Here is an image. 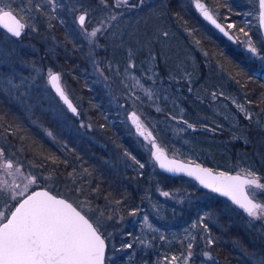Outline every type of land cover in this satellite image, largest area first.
<instances>
[{"label": "trees", "instance_id": "trees-1", "mask_svg": "<svg viewBox=\"0 0 264 264\" xmlns=\"http://www.w3.org/2000/svg\"><path fill=\"white\" fill-rule=\"evenodd\" d=\"M81 1L91 18L95 17V22L100 23L102 7L98 0ZM203 1L208 7L218 8L220 14L217 17L226 25H236L231 28L236 43L207 23L191 0H144L142 5L139 0H131L137 7L117 9L122 15L116 25L110 26L105 37L99 38L102 45L97 55L107 69L109 64L113 68L118 56L133 51L135 55H130L132 63L141 66L139 74L144 72L143 82L150 84L152 81L145 72L149 66L146 62L142 65L141 59H145L149 51L155 54L153 70L158 76L154 78H162L165 83H161V95L142 108L146 114L165 124L166 133L160 125L156 135L165 144L166 151L215 170L241 172L242 169H252L264 176V80L249 78V70L255 71L259 64L253 62L248 49L240 47V38L246 37L240 28L251 36L258 50L264 47L260 27L246 25L242 20L243 14L253 6L252 1ZM111 3L109 0V5ZM80 10L83 9L79 7ZM189 27L195 32H189ZM60 36L65 38L63 48H58L55 53L41 49L43 57L25 58L64 73L73 92L78 91L90 105L89 113L95 128L103 130L114 141L117 150L129 154L132 164L124 171L109 167L103 159L106 152L83 138L77 127L66 126L62 119L53 115L38 90L30 91L33 108L27 112L4 93L0 84V125L22 148L34 168L51 176L52 180L49 179L47 184L51 191L77 202L78 197L90 196L86 191L95 189L94 196L97 197L94 202L119 201L123 215L134 218L115 232L108 244L106 264H184L182 255L189 250L188 244H193L192 249L196 247L193 225L199 220L208 226V236L214 241L207 249L214 259L203 257L204 249L197 247L201 255L197 254L188 264H259L264 258V236L244 214L234 211L237 205L200 186L193 187V195L197 198L190 205L157 196V184L168 191L175 190L180 187L178 180L187 177L152 170L150 158L137 139L119 120L112 121L113 114L106 115L110 108L105 105L103 92L84 77L89 69L90 49L77 37ZM192 37L197 40L198 47L190 44ZM202 50L206 51L205 56ZM189 58H192V68L188 66L191 65ZM188 69L190 77L182 75L181 71ZM213 93H216L215 97ZM233 97L252 113L251 121L233 103ZM172 102L177 106L176 110L170 111ZM157 107L160 111L156 110ZM224 109L228 114L234 113L238 126L231 125L232 116L229 114L228 120ZM177 114L193 129L178 133L173 127ZM219 114L223 115L219 118ZM257 119L261 127L256 126ZM183 148L193 156L186 158L187 153L181 152ZM136 161L143 163L144 167L140 168ZM39 184L45 186L44 181ZM40 187L34 185L29 192ZM76 189H81L77 196ZM154 203L158 205L156 214L152 211ZM145 212L149 213L154 224L161 226L159 230L153 223L148 224L149 227L142 219ZM128 244L132 247H126ZM173 256L178 258L177 261L172 262Z\"/></svg>", "mask_w": 264, "mask_h": 264}, {"label": "rangeland", "instance_id": "rangeland-1", "mask_svg": "<svg viewBox=\"0 0 264 264\" xmlns=\"http://www.w3.org/2000/svg\"><path fill=\"white\" fill-rule=\"evenodd\" d=\"M201 1L203 0H200V2ZM251 1L253 6H251V9H249L243 14L242 20L245 22V24L247 22V25L249 26H255V25L259 26L258 0H251ZM37 3L42 5L41 12L43 14L36 12L35 8ZM57 3L63 5V7H57L55 11H52V6L47 4V0H0V7H3L4 5H8L9 7H11L13 11L20 18H22V20L25 22L26 25H31L34 23L31 17H36V16L39 17L38 21H35L38 31L33 32L31 31L30 28L26 27L25 33L22 34L20 37L10 36L4 30L0 29V84L2 85L1 88L3 89L4 93H6V95L12 98V100H14L16 103H18V105L22 107L24 110L30 112L31 109L33 108V103L30 102V97L32 96L30 91L38 90L39 93L41 94L39 95L41 97V100H45L48 103V106L53 112V115H56L58 118L62 119L65 122L66 126H70L74 128L77 127L76 130L78 131V133H80V135L83 138L86 137L87 139L90 140L91 143L99 145L103 153L106 152L104 153L105 155L103 159L105 162L106 161L108 162L109 167L116 169L117 171H120V169H122L123 171L126 170L128 166L132 164L131 163L132 161L129 160L130 155L127 154L126 152H121L117 150L114 145V141L113 140L111 141L109 136H107L103 130H99L95 128L91 119V114L89 113L90 105L86 104V99L78 91L74 90L73 92L72 88L70 87V85L66 80V75L62 73L60 70H57L51 66L37 65L36 63L33 62V60H30L29 58H25L26 56L31 57V59L36 57L39 58L43 57L42 55L43 52L40 53L41 49H43L44 52L48 51L51 53H55V51L58 48H63L65 44V38H62L60 34H62L66 38L68 36H71L72 38L77 37L78 39H81L90 49L89 69L87 73L84 74V77H86L87 79L89 78L92 85H97L100 88V92H103L105 105L108 108H110V110L107 111L106 115L113 114L114 116L112 117V121L117 119L121 123H123L127 132H130L133 135V137L137 139V141L139 142L141 148L143 149L147 157L150 158L152 170L154 172H159L160 170L158 169L154 159L151 158L149 151L145 147L147 141H145L144 138L139 135V133L136 130V125L133 124L130 118L131 113L135 111L140 118V122L143 124L144 128L146 129V134L147 132H151L152 136L156 140V143L160 145L163 150H166L165 144L160 139H158L156 135V130L157 129L159 130L160 125L163 128V133H166L163 127V125L165 124L159 123L153 117L146 114V112H144L142 108L146 104L155 100L159 95H161V91H160L161 83H165L164 79L162 78H154L157 75L153 70V66L155 63V54L149 51L145 59L144 58L141 59L142 65L144 62H146L147 65L149 66L147 68L148 70H146L145 72H147L148 74L147 77L148 79L150 78L149 80H151L152 82L150 84H144V85L145 88H149L154 92V97L153 99L150 100L145 95L144 90L138 88L136 89L132 88L131 84L133 82L127 78V73L125 72V68L130 62L131 59L130 55H135L133 51H131L132 53L122 54L123 56H118L115 59L113 68L111 69H109L108 66L107 69H105L104 62L102 63L103 59L97 55V50L102 45L99 38L105 37L106 32L109 31L111 25H116L115 22H117V19L122 15V12H118L117 9H111V11H114L117 14V19L108 20L110 10L105 9L103 7L100 8V22L102 20L106 21L108 27L102 33H98V36L96 38L98 46L94 47L93 45L89 44L84 33L80 29V26L78 25V21H77V17L79 14H81L82 11V10L79 11V7L80 5L84 6L83 1L57 0ZM191 3L194 7L195 0H191ZM74 6L78 9L77 11L71 10ZM209 8L212 10L214 15H216V17L219 16L220 11L218 10V8L217 9H214L212 7ZM26 9H31V11H26ZM52 16L56 17V19L51 20V24L53 25V27L49 29L48 18ZM61 20H63V24L61 23ZM95 21L96 18L94 17L92 19L91 15L89 19L86 20V26L88 27L89 31L92 28L98 27L100 25V23L97 24ZM60 25L62 26V28ZM183 29L186 30L185 28ZM188 30L189 32L192 33L195 32L193 31L194 29L192 27H189ZM248 37L251 36L240 38V40L242 41L240 47H242L244 50L248 49V44L245 43ZM194 38L192 37L190 44L192 46L195 45L198 47L197 40L196 39L194 40ZM251 43L258 49V47L255 45L252 39H251ZM201 53L203 56H205L206 51L204 52L202 50ZM189 59L191 60L190 62L191 65L188 66L192 68L193 67L192 58ZM140 67L141 66L135 67L133 72L137 77H141L142 81H144L145 79L144 72H142V74H139L138 71ZM49 69H51L52 71H58L61 74L62 84L64 85L67 93L71 96V98L78 106L80 115H73L72 113H70L68 109L63 105V103L58 99V97L54 94L48 82L47 73ZM181 73L186 77H190L191 71L188 69L181 71ZM169 79L170 78H168L167 80ZM126 84L129 85V87H125ZM137 97L139 98L137 99ZM233 103L236 106L244 105L243 103H240L238 99H236L235 97H233ZM175 106H177L175 103L171 104L169 110L170 111L176 110ZM225 110L226 109L223 110L224 116L228 120H229V114L230 116H232V118H230L231 125L233 124L238 126L239 124L237 122V117L234 115V113L233 115L231 112L228 114L227 112H225ZM142 114L145 115V117ZM177 115H178L177 116L178 119H175L176 122L174 123L173 127L176 128L177 132L180 134L187 133L188 126L186 123H184L185 120L181 118L180 114ZM220 115L221 114H219L218 116L219 118ZM187 123L190 124L189 122ZM191 129H193V127ZM112 144L114 145V147L112 146ZM188 148L190 150L192 149L191 147ZM0 149H3V153H4V156L0 157V165L6 163L7 160L10 159L12 160L14 166L12 171L14 172L16 167H20L21 172L23 173V176H21L19 173H15L14 175L10 176L7 174V171L5 169L0 168V203L6 204L10 200L14 187L13 182L19 185V188H15V191L17 192L21 191L24 187V184L27 183V180L24 177L29 176V174L37 176L39 183L41 181H44L45 182L44 187L48 188L47 184L48 182H50V180L49 179L45 180L43 178L51 177V176L45 175L41 173L39 170H36L34 168L33 162L29 161L24 156L22 148L17 143H15L10 139L9 135L1 128V125H0ZM186 151L187 150H185V148L181 150V152L184 153ZM168 153L171 155H175L174 152H168ZM186 153H187L186 158H191L193 156L189 151ZM77 170L78 168L75 170V172H77ZM156 176H158L157 173ZM4 181H7V184H5ZM164 181H166V179H164ZM178 183H180V187L176 188L175 190H169V191L166 190L161 184H157L156 185V190L158 193L157 196L164 200L173 201L177 204L183 201L186 204L189 205L192 204V201L197 198V196L193 195L195 191L193 187L195 188L196 186L198 187L199 185L190 178H184V179L180 178L178 180ZM33 186L34 185L30 187L29 191L32 189ZM80 190L76 189V196L78 195V193H81ZM248 190L252 197L254 193L259 192V190L256 189H248ZM86 192L90 196H83L82 198L78 197V201L86 202V208L93 209L94 214L97 216L103 213V218L105 221L104 223L105 232L111 234L106 240L107 243L109 244L113 240L115 232L118 231V229L121 226H123L127 221L134 220V218L124 216L122 213L121 205H119L115 201L108 200L103 204L94 202L93 199L97 197L94 196L96 193L95 189ZM163 192H168L169 196L167 197L163 196L162 195ZM199 197H201V195ZM254 201L258 203H264V194L256 195ZM13 205L15 204L13 203ZM225 207H228V205ZM152 208L154 214L158 213L157 204L154 203ZM233 209L235 212L244 214L243 216L246 218V220L256 225V227L259 228V230L262 232L264 236V220H255L254 218L249 217L247 213L244 212V210L241 209L239 206H235ZM233 209H231V212ZM0 210H4V209H0ZM148 214H149L148 212H145L142 219L146 222L147 225L151 223L154 224L155 221L150 220ZM108 217H111V219H108ZM204 224L205 223L201 222V220H199V222L197 223L195 221L194 225H196V227H194L195 232L193 233V237H195V239L193 241L196 244V247L194 249H191V251L193 252V256L189 262H191L192 259H194V257H196L197 254L201 255L200 249H198L197 247L203 248L204 251H208L207 238L209 237L208 236L209 231L207 233L203 231L202 225ZM154 225L156 230H159L161 228V226L158 224H154ZM187 252L183 253L182 256L184 257V255H186ZM249 257L253 258V256L251 255H249Z\"/></svg>", "mask_w": 264, "mask_h": 264}, {"label": "snow or ice", "instance_id": "snow-or-ice-1", "mask_svg": "<svg viewBox=\"0 0 264 264\" xmlns=\"http://www.w3.org/2000/svg\"><path fill=\"white\" fill-rule=\"evenodd\" d=\"M143 3L144 0H139L140 5ZM47 4L52 6V11H55L57 7H63V5L57 3V0H47ZM98 5L110 10L108 20L117 19V14L111 9L137 7L136 4L131 3V0H112L111 5H109V0H98ZM195 6L204 18L215 25L220 32L228 36L230 40L236 39L229 36L226 28L217 23L212 11L200 0H195ZM80 8L83 10L77 17L78 25L89 44L94 47L98 46L96 39L98 33H102L108 27V24L102 20L98 27H94L89 31L86 20L89 19L91 13L83 5H80ZM259 8V23L264 25V0H259ZM41 9L42 5L37 3L36 12L43 14ZM71 10L77 11L78 9L74 6ZM26 11H31V9H26ZM31 19L34 23L26 25L11 7L8 5L0 7V22H12L11 25L4 24L11 36L20 37L26 27L33 32L38 31L35 21H38L39 17H31ZM52 19H56V17L48 18L49 29L53 27L51 24ZM61 23L63 24V20H61ZM234 27L236 25L232 23L227 25L228 29ZM239 31L247 37L248 34L244 32V28H240ZM164 35L167 36V33H164ZM245 43L248 44L253 62L259 64L255 71L249 70V78L264 80V47L258 50L251 43V37H248ZM108 67L111 69L112 66L109 64ZM135 67L136 65L130 59L125 68L127 78L133 82L131 87L144 90L145 95L150 100L153 99L154 92L149 88H145L142 78L134 74ZM47 75L48 82L55 89L64 105L67 106V109L73 114L79 115L77 107L73 105L72 99L69 98V95L61 86V74L49 69ZM125 87H129V85L126 84ZM215 95L216 93H213L214 97ZM249 103L252 102L249 101ZM237 107L241 112H244L246 119L252 120V113L248 112L244 105H237ZM156 110L160 111V108L157 107ZM130 118L133 124L136 125L139 135L147 141L145 147L151 158L159 164L161 169L171 173H186L188 177L194 178L204 188L229 198L234 204L243 209L249 217L255 220H264V203L254 202L256 195L264 194V176H259L252 169H242L243 175L239 172L235 175H229L223 171L214 172L213 169L202 167L200 164H182L175 159H168L162 147L156 143L152 133L147 132L146 134V129L135 111L131 113ZM172 118L175 119V117ZM184 123L187 124L188 128L193 127L187 121ZM255 123L257 127H261L259 119ZM245 143H248V141H245ZM3 156V149H0V157ZM136 163L139 164L140 168L144 167L143 163L139 161H136ZM13 167V162L10 159L0 165V168L5 169L10 176L15 173L23 176L20 167H16L14 172L12 171ZM24 178L27 183L24 184L23 189L18 192L15 191V188H19V185L13 182L14 187L10 200L6 204L0 203V209H4L0 210V264H105L106 240L111 234L105 232L103 213L97 216L94 214L93 209L86 208V202H69L67 199L58 198L57 195L51 194L50 190L29 192L32 185L40 187L38 178L32 174ZM43 179L48 180L51 177H44ZM4 183L7 184V181H4ZM246 188L256 189L259 192L254 193L253 197L250 198ZM162 195L167 197L169 193L163 192ZM13 203H15L14 210H12ZM131 214L134 215L135 213ZM108 219H111V217H108ZM193 227H196V225H193ZM202 227L206 233L209 231L206 224ZM194 239L195 237H193ZM213 243L214 241L209 236L207 245L211 246ZM126 247L131 248L132 245L128 244ZM192 248L193 244L189 243V251L183 257L184 264H188L191 260L193 256ZM203 256L208 260L214 259L209 251H204ZM177 259L175 256L171 258L172 262L177 261ZM259 264H264V258L259 261Z\"/></svg>", "mask_w": 264, "mask_h": 264}, {"label": "water", "instance_id": "water-1", "mask_svg": "<svg viewBox=\"0 0 264 264\" xmlns=\"http://www.w3.org/2000/svg\"><path fill=\"white\" fill-rule=\"evenodd\" d=\"M201 3H203L206 7H208L207 6V4H206V2H204V1H201ZM258 4H259V0H258ZM196 7V6H195ZM209 8V7H208ZM198 11H200L198 8H196ZM210 9V8H209ZM210 11H212L211 9H210ZM15 13V12H14ZM213 13V12H212ZM16 14V13H15ZM200 14H201V16L203 17V19L207 22V23H209L212 27H214L219 33H221L223 36H225L222 32H220L219 31V29H217L216 27H215V25H213V24H211V22L210 21H208V20H206L205 18H204V16H203V14L200 12ZM213 15H214V13H213ZM259 15H260V8H259ZM214 18L217 20V23H219V24H221L222 26H224L225 28H226V30L228 31V33H229V36H232V37H235V35L232 33V31L230 30V29H228L227 28V26L218 18V17H216V15H214ZM23 21V20H22ZM24 22V21H23ZM5 23H7V24H9V25H11V21H4V22H0V28H2L6 33H8L7 32V29L4 27V24ZM25 23V22H24ZM259 27H260V30H261V34H262V37H263V40H264V25H261L260 23H259ZM9 34V33H8ZM23 34V33H22ZM10 36H11V34H9ZM13 37H15V36H13ZM228 40H230L229 39V37L228 36H225ZM236 38V37H235ZM230 41H232V42H236L237 41V38L236 39H231ZM53 72H57V73H59L58 71H53ZM49 85H50V87H51V89H52V91L55 93V95L59 98V96L56 94V92H55V89L51 86V84L49 83ZM61 86L65 89V87H64V85L62 84V81H61ZM65 91H66V89H65ZM66 94H68L67 93V91H66ZM69 95V94H68ZM69 98L70 99H72L71 98V96L69 95ZM59 100L63 103V101L59 98ZM72 102H73V105L74 106H76L77 107V110H78V113H79V108H78V106L76 105V103L74 102V100L72 99ZM63 105H64V103H63ZM66 108H67V106L66 105H64ZM70 113H72L70 110H68ZM73 114V113H72ZM73 115H76V114H73ZM164 151V153H165V155L167 156V158L168 159H175L177 162H179V163H182V164H190V165H194V164H200L202 167H206V168H211V169H213L212 167H210V166H208V165H206V164H203V163H200V162H196V161H190V160H186V159H184V158H181V157H176V156H172L171 154H169L166 150H163ZM156 163V165H157V167H158V169L161 171V172H164V173H166V174H168V175H172V176H183V177H187V178H190V179H192L193 181H195L200 187H202V188H204L202 185H200L199 184V182L198 181H196L194 178H191V177H188L187 175H186V173H171V172H168V171H166V170H164V169H161L160 167H159V164L157 163V162H155ZM213 171L214 172H221V171H223V170H215V169H213ZM223 172H226V173H228L229 175H235V174H237L238 172H231V171H223ZM241 175H243V173L242 172H239ZM205 189H207V188H205ZM38 190H50V189H48V188H45V187H40V188H37V189H35V190H33V191H38ZM208 190H210V189H208ZM51 191V190H50ZM210 191H212V190H210ZM213 192V191H212ZM246 192H248V194H249V196H250V198H252V196H251V194H250V192H249V190H248V188H246ZM215 193V192H214ZM51 194H53V195H57L58 196V198H64V199H67L69 202H72L70 199H68V198H66V197H64V196H62V195H59V194H56V193H54L53 191H51ZM217 195H220L219 193H216ZM220 196H222V195H220ZM222 197H224V196H222ZM224 198H226V199H228L230 202H232L229 198H227V197H224ZM255 202V201H254ZM233 203V202H232ZM234 204V203H233ZM234 205H236V204H234ZM238 206V205H237ZM14 210V209H13ZM107 250H108V243H107V241H106V249H105V264H106V256H107Z\"/></svg>", "mask_w": 264, "mask_h": 264}, {"label": "bare ground", "instance_id": "bare-ground-1", "mask_svg": "<svg viewBox=\"0 0 264 264\" xmlns=\"http://www.w3.org/2000/svg\"><path fill=\"white\" fill-rule=\"evenodd\" d=\"M221 34V33H220ZM232 172V171H231Z\"/></svg>", "mask_w": 264, "mask_h": 264}]
</instances>
